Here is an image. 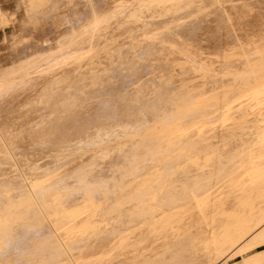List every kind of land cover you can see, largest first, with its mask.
<instances>
[{
  "label": "bare ground",
  "instance_id": "6f19581e",
  "mask_svg": "<svg viewBox=\"0 0 264 264\" xmlns=\"http://www.w3.org/2000/svg\"><path fill=\"white\" fill-rule=\"evenodd\" d=\"M0 264H264V0H0Z\"/></svg>",
  "mask_w": 264,
  "mask_h": 264
}]
</instances>
